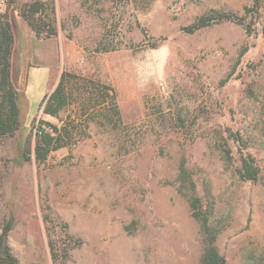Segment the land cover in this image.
<instances>
[{"label": "rangeland", "instance_id": "1", "mask_svg": "<svg viewBox=\"0 0 264 264\" xmlns=\"http://www.w3.org/2000/svg\"><path fill=\"white\" fill-rule=\"evenodd\" d=\"M31 1L0 0L20 118L0 137V231L19 264H200L190 194L224 264H264V0H40L46 38L17 12ZM212 11L238 21L185 30ZM63 71L69 102L43 113ZM40 122L66 133L37 162Z\"/></svg>", "mask_w": 264, "mask_h": 264}, {"label": "trees", "instance_id": "2", "mask_svg": "<svg viewBox=\"0 0 264 264\" xmlns=\"http://www.w3.org/2000/svg\"><path fill=\"white\" fill-rule=\"evenodd\" d=\"M19 16L27 23L36 37H51L56 34L55 26L50 22L41 19L45 12L44 3L40 0H33L18 6ZM223 21H238V18L230 13L212 11L202 14L191 25L185 28L193 33L203 27ZM13 34L9 21L0 15V137L13 135L20 127L18 93L11 83V52L13 48ZM74 75L63 71L53 90L45 95L42 100V112L49 115H56L68 104L67 89L71 83L70 78ZM108 95H111L112 111L115 117L119 118L118 109L113 101V89L105 84H100ZM111 92V94H109ZM101 107H105L104 105ZM36 141L34 145V158L37 162L44 161L49 152L61 147L64 133L58 126L40 122L36 126ZM62 130V131H61ZM226 158H230V151L224 148ZM183 172V171H182ZM258 169L251 157H244L241 160L240 176L243 179L255 180ZM192 217L200 224L202 233L206 237V245L201 255L200 264H224L223 257L217 252L214 241L216 233L208 224L207 216L201 210L199 199L193 194L187 196ZM12 221H6L0 231V264H19L18 259L11 252L7 243L8 233L11 230ZM55 248L51 245L50 251L55 256Z\"/></svg>", "mask_w": 264, "mask_h": 264}]
</instances>
